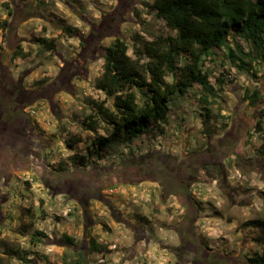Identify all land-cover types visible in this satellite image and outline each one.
Listing matches in <instances>:
<instances>
[{
	"label": "rangeland",
	"instance_id": "374dc122",
	"mask_svg": "<svg viewBox=\"0 0 264 264\" xmlns=\"http://www.w3.org/2000/svg\"><path fill=\"white\" fill-rule=\"evenodd\" d=\"M154 1L0 0V264H67L93 243L89 264H251L263 256L260 231L245 224L264 220V103L245 98L248 90L264 95V64L254 65V78L225 51L206 61L217 92L212 138L203 134L196 86L172 99L160 127L105 147L103 158L90 153L109 130L84 128L90 102L113 106L95 89L106 48L123 40L135 58L140 40L172 34ZM236 42L231 36L229 46ZM157 151L181 162L201 152L190 198L182 184L158 183L176 175L165 166L148 176Z\"/></svg>",
	"mask_w": 264,
	"mask_h": 264
},
{
	"label": "trees",
	"instance_id": "16d2710c",
	"mask_svg": "<svg viewBox=\"0 0 264 264\" xmlns=\"http://www.w3.org/2000/svg\"><path fill=\"white\" fill-rule=\"evenodd\" d=\"M149 7L172 34L154 41L140 40L135 58L129 56V46L123 40L116 39L106 48L103 74L95 89L113 100V106H106L107 101H91L92 113L83 120L84 128L91 132L97 133L101 123L109 128L107 136H98L93 142L90 153L97 158H103L101 151L105 147L131 144L160 127L168 119L172 99L185 96L196 86L205 104L200 112L203 134L213 137L216 129L211 124L209 100L217 98V92L210 73L204 69L206 61L213 58L216 50L225 51L233 67L254 78V65L264 64V0H155ZM1 26L5 29L9 24L4 21ZM231 36L240 42L229 46ZM241 42L248 45L247 51ZM39 43L47 51L55 48L52 40L41 39ZM169 77L172 82L167 81ZM221 77L223 80H218L224 85V75ZM263 96L260 91L248 90L245 100L257 106L264 103ZM245 226L260 231L264 249V220L250 221ZM97 251L93 243L88 255L79 251L77 259L67 264H89L88 256ZM250 262L264 264V253Z\"/></svg>",
	"mask_w": 264,
	"mask_h": 264
},
{
	"label": "flooded vegetation",
	"instance_id": "af4514ba",
	"mask_svg": "<svg viewBox=\"0 0 264 264\" xmlns=\"http://www.w3.org/2000/svg\"><path fill=\"white\" fill-rule=\"evenodd\" d=\"M201 152L204 153L205 151L202 150ZM201 152L196 153V154H191V156L188 158V160H184V162H181L182 160L179 156L173 157L171 155H167L166 153H162L160 151H157L156 153H154V159H155V157H158V159L160 161L156 160L153 163V160H154L153 159L150 162H146V164H145V165L149 166V169L147 171L148 176L152 177V172L150 170L152 167L156 168L157 166H165L167 170H172L173 172H176V175L175 174H169L166 177V176L160 174L158 183L160 185L164 184L170 188L173 187L174 189H176V187L178 185L182 184V187H180V189H179L180 193L182 192L181 194H183L186 198L187 197L190 198L189 180H193V178L195 177V173H197V171H199L201 169V167L204 166L203 164H205L204 157L202 159L200 156ZM235 157L239 158V155L235 154ZM197 161H201V162H203V164L195 165V163ZM174 175L176 176V178H173ZM184 184H185V186H184Z\"/></svg>",
	"mask_w": 264,
	"mask_h": 264
}]
</instances>
